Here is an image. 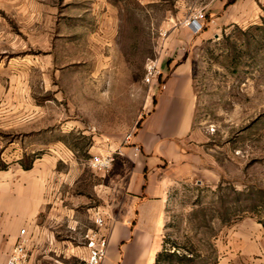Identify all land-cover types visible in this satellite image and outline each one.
Wrapping results in <instances>:
<instances>
[{
	"label": "rangeland",
	"instance_id": "rangeland-1",
	"mask_svg": "<svg viewBox=\"0 0 264 264\" xmlns=\"http://www.w3.org/2000/svg\"><path fill=\"white\" fill-rule=\"evenodd\" d=\"M111 3L115 24L89 0H0V102L19 116L0 128V148H20L23 169L50 155L64 165L67 152L79 161V224L53 217L52 247L36 249L33 264H86L88 209H103L118 168L89 160L123 144L154 103L144 65L178 0ZM186 41L198 148L169 188L158 264H232L241 234L264 240V15Z\"/></svg>",
	"mask_w": 264,
	"mask_h": 264
},
{
	"label": "crops",
	"instance_id": "crops-1",
	"mask_svg": "<svg viewBox=\"0 0 264 264\" xmlns=\"http://www.w3.org/2000/svg\"><path fill=\"white\" fill-rule=\"evenodd\" d=\"M89 1L102 10L103 24H115L111 0ZM202 5L205 20L201 31L179 27L170 32L168 54L160 63L159 80L164 87L152 83L154 103L139 118L131 139L108 146L115 153L111 168H118L109 177L112 185L109 182L102 195L103 209L93 207L87 213L93 224L94 211L100 209L103 214L102 232L108 242L99 264H153L161 246L169 188L195 167V95L191 60L183 55L187 37H210L229 25L256 23L264 15V0H178L177 13L169 14L166 23L170 19L180 22ZM7 99L0 102L2 129L19 126L14 103ZM19 159L20 148H0V264L21 227L27 236V264H33L36 249L52 247L53 217L60 213L70 225L79 224V189L71 187L74 177L79 176V161L67 152L61 160L64 165L58 166L59 159L50 155L34 159L23 169ZM241 235L243 240L237 249L243 256L232 264H264L260 233Z\"/></svg>",
	"mask_w": 264,
	"mask_h": 264
},
{
	"label": "built area",
	"instance_id": "built-area-1",
	"mask_svg": "<svg viewBox=\"0 0 264 264\" xmlns=\"http://www.w3.org/2000/svg\"><path fill=\"white\" fill-rule=\"evenodd\" d=\"M205 6L202 5L194 8L191 12L184 17L180 22L170 19V29H163L159 31L158 40L154 54L146 59L144 65L143 81L147 84H156L163 88L164 84L160 83L159 76L161 75L160 63L164 56L168 53L166 46L167 38L170 32L175 31L178 25L189 28L192 32L196 33L203 29L205 20ZM179 26V27H180ZM133 132H128L124 135L123 141L128 142L132 137ZM138 150V146H134ZM114 151H103L98 154H92L89 164L95 169L106 170L108 169L114 159ZM94 227L86 230L84 234L85 246L87 254L86 264H99V262L106 255L107 236L102 232L104 225L103 214L100 209H96L93 213ZM27 236L25 228L21 227L19 234L6 255L3 264H27L28 250H27Z\"/></svg>",
	"mask_w": 264,
	"mask_h": 264
},
{
	"label": "trees",
	"instance_id": "trees-1",
	"mask_svg": "<svg viewBox=\"0 0 264 264\" xmlns=\"http://www.w3.org/2000/svg\"><path fill=\"white\" fill-rule=\"evenodd\" d=\"M163 255V251L162 250H159L157 251V253L155 254V258H154V261H153V264H158L161 257Z\"/></svg>",
	"mask_w": 264,
	"mask_h": 264
}]
</instances>
